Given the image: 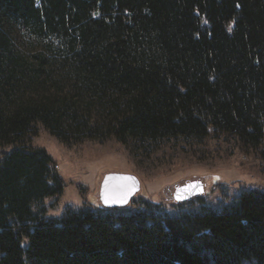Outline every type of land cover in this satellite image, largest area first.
Segmentation results:
<instances>
[{"label": "trees", "instance_id": "1", "mask_svg": "<svg viewBox=\"0 0 264 264\" xmlns=\"http://www.w3.org/2000/svg\"><path fill=\"white\" fill-rule=\"evenodd\" d=\"M37 124L141 151L233 135L264 172V0H0V264H264V188L47 216Z\"/></svg>", "mask_w": 264, "mask_h": 264}, {"label": "rangeland", "instance_id": "2", "mask_svg": "<svg viewBox=\"0 0 264 264\" xmlns=\"http://www.w3.org/2000/svg\"><path fill=\"white\" fill-rule=\"evenodd\" d=\"M23 142L45 148L64 180L60 194L41 202L51 204L47 216L60 215L67 205H99V183L107 171L132 172L139 177L140 189L129 202L132 209L144 208L143 201L148 200L172 210L173 186L194 178L204 182L205 203L211 205L242 190L264 188L263 159L258 149L242 144L233 135L170 138L141 151L114 137L65 144L37 124L36 133H30Z\"/></svg>", "mask_w": 264, "mask_h": 264}, {"label": "water", "instance_id": "3", "mask_svg": "<svg viewBox=\"0 0 264 264\" xmlns=\"http://www.w3.org/2000/svg\"><path fill=\"white\" fill-rule=\"evenodd\" d=\"M140 189V179L132 172L107 171L102 176L98 196L105 207L126 206ZM205 191V184L199 178L176 183L172 189V199L177 202L187 201Z\"/></svg>", "mask_w": 264, "mask_h": 264}]
</instances>
